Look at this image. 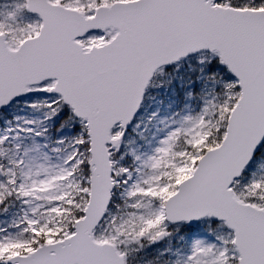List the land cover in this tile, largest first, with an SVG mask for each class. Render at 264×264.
<instances>
[{
	"label": "snow or ice",
	"instance_id": "1",
	"mask_svg": "<svg viewBox=\"0 0 264 264\" xmlns=\"http://www.w3.org/2000/svg\"><path fill=\"white\" fill-rule=\"evenodd\" d=\"M0 264H264V0H0Z\"/></svg>",
	"mask_w": 264,
	"mask_h": 264
},
{
	"label": "rangeland",
	"instance_id": "2",
	"mask_svg": "<svg viewBox=\"0 0 264 264\" xmlns=\"http://www.w3.org/2000/svg\"><path fill=\"white\" fill-rule=\"evenodd\" d=\"M163 98H164L163 97V93H161V96L158 97V99H163ZM165 104H166V101H165ZM158 107L161 108L160 115L163 116V114H164L163 113V107L160 106V105H157L155 102H151V101L146 102V104H145V110H143V115L147 118L148 116L151 115V113L153 111H156Z\"/></svg>",
	"mask_w": 264,
	"mask_h": 264
}]
</instances>
